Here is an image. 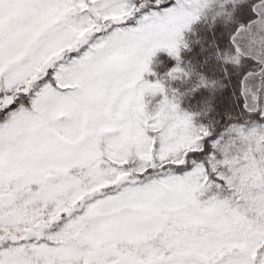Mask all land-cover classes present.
I'll return each instance as SVG.
<instances>
[{"label": "snow or ice", "instance_id": "1", "mask_svg": "<svg viewBox=\"0 0 264 264\" xmlns=\"http://www.w3.org/2000/svg\"><path fill=\"white\" fill-rule=\"evenodd\" d=\"M0 264H264V0H0Z\"/></svg>", "mask_w": 264, "mask_h": 264}, {"label": "trees", "instance_id": "2", "mask_svg": "<svg viewBox=\"0 0 264 264\" xmlns=\"http://www.w3.org/2000/svg\"><path fill=\"white\" fill-rule=\"evenodd\" d=\"M162 56H167V54H166V53H157V57H154V58H153V65H152V67H153L154 69L157 67V65H156V63H155L156 59L159 58V57H162ZM174 63H175L174 60H169V62H168V66L170 67V66H171L172 64H174ZM145 76H146L147 79H150V80H151V79H154V77H153L151 74L146 73Z\"/></svg>", "mask_w": 264, "mask_h": 264}]
</instances>
